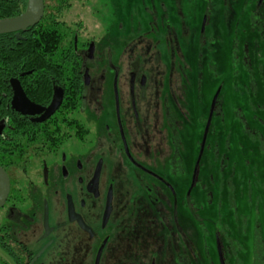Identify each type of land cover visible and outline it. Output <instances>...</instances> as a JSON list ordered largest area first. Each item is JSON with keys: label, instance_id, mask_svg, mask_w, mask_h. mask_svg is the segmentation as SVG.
<instances>
[{"label": "flooded vegetation", "instance_id": "1", "mask_svg": "<svg viewBox=\"0 0 264 264\" xmlns=\"http://www.w3.org/2000/svg\"><path fill=\"white\" fill-rule=\"evenodd\" d=\"M170 1L159 0L157 11L145 7L137 13L154 18V13L181 11L180 0ZM43 2L40 21L20 31L19 38L42 31L68 34L78 71L15 77L43 108L32 114L11 105V84L10 114L0 120V143L10 144L0 149V165L10 182L0 208V264H96L98 258V264H117V259L133 264V215L139 206L133 193L157 205L165 189L178 194L181 173L189 175L181 164L179 116L168 95L163 96L168 91L159 89V79L165 78L157 70L160 58L145 39L126 42L118 57L110 47L102 48L97 32L123 27L109 24L118 16L123 19L111 7L102 17V0ZM263 5L264 0H255L252 15L264 13ZM147 27L152 28L150 21ZM57 96L61 103L43 118ZM217 106L218 98L214 115ZM11 117L17 137L7 135ZM166 143L173 151L167 165ZM207 148L208 138L204 153ZM155 160L157 166L149 162ZM184 204L193 215L189 190ZM147 226L155 234L154 223ZM150 264H155L153 258Z\"/></svg>", "mask_w": 264, "mask_h": 264}, {"label": "rangeland", "instance_id": "2", "mask_svg": "<svg viewBox=\"0 0 264 264\" xmlns=\"http://www.w3.org/2000/svg\"><path fill=\"white\" fill-rule=\"evenodd\" d=\"M158 1L102 0V17L111 7L123 19L109 24L123 27L97 32L101 47H110L117 57L126 42H150L160 58L159 76L166 78L159 79V89L168 91L163 96L168 95L181 122V164L189 171L176 180L178 194L165 189L160 204L133 193L139 206L133 215L132 263L150 264L153 258L155 264H174L178 257L181 264H221L218 239L225 264H264V13L252 15L255 0L226 5L223 0H180L178 13L158 12L154 18L137 13L145 7L157 11ZM218 90V113L207 137L211 149L205 150L200 181L190 191L194 216L184 202ZM172 154L166 143L165 165ZM149 162L157 166L156 160ZM153 223L155 234L147 226ZM117 264L126 263L117 259Z\"/></svg>", "mask_w": 264, "mask_h": 264}, {"label": "trees", "instance_id": "3", "mask_svg": "<svg viewBox=\"0 0 264 264\" xmlns=\"http://www.w3.org/2000/svg\"><path fill=\"white\" fill-rule=\"evenodd\" d=\"M27 4L28 0H0V19L20 15L25 11ZM24 36L25 39H18L15 32L0 34V120L7 119L10 114L8 108L12 94V78L20 76L21 73L74 75L78 71V66L74 63V47L67 44L68 34L42 31L35 37L30 33ZM14 121L16 120L13 117L8 119L10 125L7 126V135L10 137H17L12 126ZM9 146L10 144L0 143V149ZM192 211L196 216L195 208H192ZM173 263L181 264V260L176 257Z\"/></svg>", "mask_w": 264, "mask_h": 264}, {"label": "water", "instance_id": "4", "mask_svg": "<svg viewBox=\"0 0 264 264\" xmlns=\"http://www.w3.org/2000/svg\"><path fill=\"white\" fill-rule=\"evenodd\" d=\"M43 11H44L43 0H28L27 7L23 13L17 16L0 19V34L15 32L16 36L19 38L20 31H25L29 26L35 25L37 22L40 21L43 15ZM11 84L14 86V90H15V95L12 98L11 105L16 110H19L24 114H32L35 112V110L37 111L43 110V108H41L40 106H38L28 98V96L25 94L20 84V81L17 78H12ZM219 91L220 90L216 92L211 103V108L209 111L203 137L201 140L200 151L195 164V169H194L192 183L189 192L195 186L196 180L198 178V171L204 153L209 129L212 123V118L214 115L217 98L219 96ZM60 103H61V96H57L56 99L50 104V106L46 108L43 118H47L48 116H50L56 110V108L59 106ZM9 190H10L9 177L6 171L0 165V208L5 204L9 194ZM217 245L220 254L221 264H225L223 261L221 247L218 239H217ZM98 260L99 258L97 259L96 264H98Z\"/></svg>", "mask_w": 264, "mask_h": 264}]
</instances>
